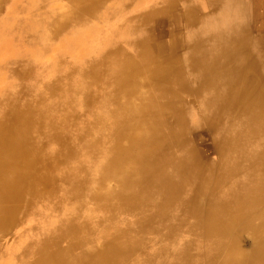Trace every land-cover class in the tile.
I'll return each mask as SVG.
<instances>
[{
	"label": "bare ground",
	"instance_id": "1",
	"mask_svg": "<svg viewBox=\"0 0 264 264\" xmlns=\"http://www.w3.org/2000/svg\"><path fill=\"white\" fill-rule=\"evenodd\" d=\"M58 1L61 4L48 11L45 20L50 24L52 34L65 28L73 31L81 22L89 21L77 32L64 33L56 43V46L75 49V54L77 51L79 58H85L90 65L78 66L75 70L77 76L72 80H76L75 103L59 93L61 90L57 91L60 80L55 78L50 79L51 83L46 84L44 91L51 94L54 103L43 105L38 96L32 104L17 105L19 90L14 86L29 85L33 68L42 69L51 64L59 69L68 67L69 62L57 64L44 54L42 48L37 49L17 38L14 30L21 26L30 29L36 22L28 18L30 10L17 5L9 8L11 1L0 22V243L6 239L9 230L23 224L26 217L40 216L48 208L59 212L58 217L53 218L56 230H47L35 243L33 259H26V248L21 254L16 252L19 243L13 240L5 248L0 247V264H8L7 260L14 258L18 259V264H72L66 248L90 244L93 238L88 221L80 219L82 208L93 205L114 212L162 192L163 179L172 171L156 158L147 159L143 152L133 149L136 143L144 142L142 134L136 132L146 131L148 126L152 127V135L159 147H178L181 164L176 171L194 179L192 185L199 182L206 185L210 202L206 214L197 216L198 223L193 228L199 238L210 243L218 238L226 240L223 254L219 253L226 260L224 264H264V0H159L158 5L143 9L129 19L122 32H136L127 37V41L139 49L145 48V44L156 49L165 47L161 38L166 33V21L172 20L179 11L183 12L184 28L192 36L188 65L195 76L190 81L181 78L174 86L175 90L165 93L168 98L164 104L157 106L150 99L140 97L145 92L143 89L150 82L154 85L155 81L167 77H181L180 69H175L176 57L166 51L159 53L153 63L156 65L148 69V74L139 70L141 62L138 61V65L129 61L136 69L126 73L121 62L112 64L114 55L119 52H111L108 40L102 36L108 32L106 19L123 7L125 0H54L56 4ZM37 24V29L41 30L48 25L42 20ZM142 30L151 33L152 37L147 38ZM113 41L111 48L117 50L120 41ZM101 48L103 55L106 54L98 58V62L100 66L106 63V66L98 86L94 81L81 80V74L91 71L92 61L96 58L93 55ZM129 63L125 64L128 69ZM114 72L118 74L112 76ZM111 76L116 83L109 85ZM138 78L144 85L135 90L131 83ZM65 81L70 83L71 80L66 77ZM182 91L198 99L197 103L185 101L188 109L198 106L202 116L204 130L194 139L176 127L168 133L162 128L155 129L147 115L150 110L163 118L174 113L179 116L180 104L176 105L171 96ZM121 95L126 96L124 106L117 107L116 101ZM4 100L10 105L1 107ZM139 114L140 118L132 120V128L138 126L134 132L125 121ZM197 143L204 144L203 156L194 153L188 160V145ZM134 179L137 182H133ZM167 182L168 179L166 188ZM189 185L188 182L184 184ZM218 198L237 199L218 203ZM164 204L168 202L164 201ZM64 206L70 209L65 216L60 211ZM168 209L174 211L172 207ZM144 226L149 229L153 222L148 220ZM81 228H86V232ZM244 235L252 238V246L248 249L241 244L240 238ZM127 237L131 239L124 236L119 240L116 237L101 240L99 248L89 249L88 245V250L76 251V260L82 264H115L116 261L111 262V259L127 254L121 243L123 238L126 242ZM62 240H67L66 246L60 243ZM191 243V240L184 243L183 254L191 253L193 259L197 254L190 250ZM157 249L162 256L169 251L166 246ZM146 255L140 264L148 262ZM166 263L167 260L161 259L156 264Z\"/></svg>",
	"mask_w": 264,
	"mask_h": 264
},
{
	"label": "rangeland",
	"instance_id": "2",
	"mask_svg": "<svg viewBox=\"0 0 264 264\" xmlns=\"http://www.w3.org/2000/svg\"><path fill=\"white\" fill-rule=\"evenodd\" d=\"M11 1H13L12 2L14 3L13 5L12 3L9 4ZM120 1L121 0H119V2ZM158 1L159 0H137V1L136 0H125L123 7L118 9L116 12L114 11L115 13L111 14L106 19L107 24H108L106 29H108V32L106 33V35L102 33L104 35L102 37L108 40L109 50H111V52H119L118 54L114 55L115 60L113 61L112 64H114L116 61L121 62L122 66L124 65V69H122L124 73L129 72L130 70L133 71L136 69L135 67H131L132 65L131 63H129V61L132 63L135 62L136 64L138 61V62H141L138 67L139 70L142 73L148 74L151 67L156 65V64L153 65V63H156L157 57L161 51H166L168 52L170 56L173 55L171 57H176L177 66L175 69H180L181 77L179 75L176 76L177 78H174L172 76L167 77L164 80L161 79V80L155 81L154 85L152 84L153 82H150L146 86V88L143 89L145 90V92L142 95H140V97L143 100L144 98H146V99H150L149 101L152 102V104L155 102L153 105H156V106L164 104V101H166V99L168 98V95H165V93L172 92L173 90H175V87L179 84V81L181 80V78L184 81H190L191 80L190 78H194L193 76H195L193 71L189 69L190 59L188 58V56L190 57L191 55L190 53L192 52L191 51L192 44H190L192 36L189 34V32L186 31V29L183 26L184 18H183L182 11H179L176 14V16L173 18L174 20L172 19L170 21H166L168 23V26H166V33L161 38V44H164L165 47L162 46L161 49L160 48L156 49L152 47L151 45L149 46L147 44H145V48L139 49L134 44L127 41V37H132L131 35L135 34L136 32H131L130 34L122 32V28L124 24L129 19H131L133 16L138 15L140 12L143 11V9L145 10L148 8H152V6L158 5L160 3ZM119 2L116 3L115 5L119 4ZM139 2H142V4ZM60 4L61 3L59 1H58V4H56L54 0H0V7H3V8H0V22L5 17L7 5L9 8L10 7L14 8L17 5L20 8L30 10L29 13L27 12L28 18L32 21H36L34 26L30 29L28 28L24 29V26H21L18 29L14 30V33L16 34L17 38L22 43L32 45V47H36L37 49L42 48L44 54L47 55L48 57H51V59L53 61H56L57 64L63 65L64 62H65L64 64H67L69 62V66H70V67L69 66L67 67V65H65V66L59 67V69H56V67H52L51 64H49V65H46V67L42 69L33 68L31 73L29 74V81H30L29 85L18 84L17 86H14V87H18V90H19L18 94L16 95L17 105L19 106H21L23 103L27 104V102L28 104L29 103L32 104L34 101H37L38 96L39 98L42 99L43 105L54 103L55 99L51 98L52 97L51 94L47 95L46 93H44V91H45L46 84L50 82L51 80H54L55 78L57 79L59 78L58 80H60V83H59L60 85H58L57 91L61 90L59 91V93L61 92V94L64 95V97H66L68 101L70 100L72 103H75L77 100L75 98V92H76L75 90L76 82L75 81L76 80L75 81H72V80H74V78L76 79V76H77L75 72L76 68H78V66H82V68H84L85 65L87 67L88 63L85 62V58H82V57L79 58L78 56L79 54H77V51L75 54V49L73 50L70 47L64 48L62 46H56V43L59 40H61L64 33H66V35H70L72 32H75V31L77 32V30L80 27L89 24V21L87 20L85 22H81L80 24L77 25V28L74 29L73 31H71V28H68V29L65 28L63 31L57 34H52L50 32V24H48L47 21L45 20L48 19L47 13L54 10L53 8H57V6H59ZM64 4H65V1L62 2V5ZM117 8H119V5L117 6ZM169 19L170 18H168V20ZM180 19H181V22H180ZM40 20H42L44 24H48L43 30H41L40 28L37 29L38 28L37 23L40 22ZM167 23H165V25ZM142 31H141L142 34L144 33V35L147 38L148 37L150 38L151 33L145 32V30H142ZM137 33H140V32H137ZM114 39H115V42L120 41V42H117L118 43L117 50H112L111 48L114 46V41H113ZM150 49L152 51H150ZM102 51L103 49L96 52V54L93 55V56H96V58H94L92 61L93 68L88 73L82 72L81 80L85 79L87 82L94 81L95 85H98V86L101 85L103 78H100V76L101 77L104 76L103 68H105L106 66V63L100 66V62H98L99 60L98 58H101L106 54L105 52L103 55ZM149 51L152 57L149 56ZM117 56H119L120 58H118ZM25 58L27 60V56H25ZM126 62L129 63V69L125 65ZM95 63L96 65H94ZM33 66L35 67L34 64ZM99 67L100 69L101 68L102 69L100 70ZM114 70H117V69H114ZM64 71L68 72L67 75L62 74L64 73ZM93 73L96 74L97 76L95 75L94 77ZM115 74H118V73L114 72L112 76H114ZM112 76L110 77L111 81L109 85L116 83L114 82L115 79ZM66 77H69V79L71 80L70 83H66L65 81ZM74 83H75V86H74ZM131 84L133 88L135 87L134 88L135 90L137 88H142V86L144 85V83L139 78L134 80ZM151 88L152 90H150ZM176 89H178V87ZM124 97L126 96H123V95H121V97L119 96L120 100L118 99L116 101L117 107H120V105L122 106V104L124 106V102H123L125 99ZM171 98L175 102L176 105L180 104L181 112L178 113L179 116H176V114L174 113L170 116L166 115L163 118V116H158L149 110L147 115L149 119L151 120L153 127L155 129L162 128V130L163 131L166 130L167 133L169 132V130L171 131L173 128L176 127L179 130L180 129L184 130L185 135L188 138L194 139L199 132L204 130V127L202 126V116H201L200 109L197 108L198 106L196 107L194 106L195 108L192 107L193 109H190V108L188 109L187 102L185 101L190 100L193 103H197L198 99L193 94L187 93L185 91H182V93L173 94ZM9 105H10L9 101L4 100L1 104V107L3 106L7 107ZM1 115L2 113L0 114V116ZM140 116L141 114L136 115L135 117L128 118L125 121V124L130 123L131 125L130 128L134 132L137 131L136 128H138V126H135V128H132V125H133L132 122L135 121V118L137 119L140 118ZM138 131L136 133L142 134L144 142L138 143V144L136 143L133 149L136 150V152L138 150L143 152L145 154V155L143 154V157L147 159L156 158V161L162 162L166 166L168 171H172L171 174L169 173L168 176L164 177L163 179L162 189L164 190L162 192L154 193L152 194V196H148L142 202L141 201L135 202L133 203V205L128 206L126 209H115L114 212L112 210H110L111 212L107 210L104 211L105 210L104 208L93 206V205L88 206V208L87 206L82 208L80 210L79 216H80V219H85L86 221H88L89 223L88 226L92 231L91 232V235H92L91 237H93L91 239L92 242L90 244H85V245L83 244V245L77 246L74 249L66 248L67 252L71 253V254L69 253L67 257L68 260L72 264H82L80 261L76 260V258H78L76 251L79 252L80 250L83 252L85 249L88 250V245H89V249L92 247L99 248L101 245L100 241L104 239L110 240V238L112 239L116 237L117 240H119L124 236H129L131 239L127 237V240H126L127 243L125 242L124 238H123V241L121 242V243H124L123 245L127 252L126 256L124 257L117 256L115 259H111L112 260L111 262L116 261L120 264H140L142 262V259H144V255L147 253L146 256H149V260L148 262L146 261V264H151V263L156 264L157 262L158 263L161 262V259L167 260L166 264H193V262H195L194 264H224L226 260H224L219 253L223 252L222 247L223 245L226 244V240L224 238H218L213 243H210L207 240H202L201 237L199 238V235L195 232V230H193L194 226L198 223L197 216L201 214L202 215L206 214L207 205L210 202V199L207 198L208 194L206 193V190H207L205 188L206 185L201 182H199L198 184L196 183L192 185V183L194 182V179L192 180V178L188 176H181L180 171H176L178 164H181L179 163L181 159L179 158L180 152H178V147H172L171 145L167 147L166 146L159 147V144L156 143L157 139L153 137L152 135L153 129L151 126L150 127L148 126V128L144 132L142 131L138 132ZM35 137L37 138V135H35ZM203 145L204 144L198 145V143L196 145L189 144L186 149L187 151L186 153L188 154L187 159L190 160L189 158L191 157V155L193 156L194 153L196 154L198 153L203 156L204 154V148L202 147ZM162 158H165V159H162ZM184 159H185V156H184ZM150 161H153V160H150ZM139 169L140 168H138V170ZM167 179H168V182H167V188H166ZM133 182H137V179H134ZM187 182L190 183V185L184 186V184ZM136 187L137 186H133L132 188H136ZM236 199L230 198V199L221 200V198H218L216 201L220 203L223 201H233ZM164 201L168 202V204L167 205L164 204ZM163 204L166 206V208L164 207ZM168 207H172V210L174 211L170 212L171 209H168ZM68 210L70 209L67 206L60 208L62 215L66 214ZM197 210H198V213H196ZM199 210H202V213L201 211L199 213ZM145 211H147V213ZM150 211L153 213L150 214ZM58 213L59 212H54L52 208L51 209L48 208L47 210H43L40 216L37 215V217H33V216L26 217V219H23V222H24L23 224L21 223L17 228L15 229L12 228L11 230H9V232L7 233L6 239L3 240L2 243H0V247L5 248L7 243H10V241H13V240L18 241L19 246L17 247L16 252L21 254L22 251L26 248L27 249L26 259L28 261L31 260V258L33 259L35 257L33 254L36 250L35 245L38 243L37 241H39L44 236V233L48 231L56 230L54 228L56 225H54L53 218H55L56 216L58 217ZM95 214H97V216ZM39 217H42L43 219L38 220ZM148 220L153 222V226H151V228L149 229L145 228L144 226V224L147 223ZM31 225L33 226L31 227ZM27 227H31V228H27ZM81 231L86 232V228H81ZM82 236L86 237L85 233ZM136 236L138 238H136ZM146 236L148 237V239L146 238ZM236 239H233V240H236ZM240 239H242L241 244L243 245L244 248L248 249L252 246V238L249 235H244ZM190 240L194 244L191 243V246L189 248L191 251L195 250L194 254H197L196 258L194 257L193 259H192L191 253L189 255L183 254L184 250H186L184 243ZM62 242L60 243L66 246L67 240H62ZM143 242L145 243V245ZM233 243L236 244L237 241ZM137 246L139 249L137 248ZM162 246L169 247V251H166L167 256L166 255L162 256L161 253L159 254V251L157 248H160ZM175 250L178 252L175 253ZM199 250L201 253L199 252ZM155 257L157 259H155ZM175 257L176 259H174ZM7 262L8 264H18V259L16 258L10 259V260H7Z\"/></svg>",
	"mask_w": 264,
	"mask_h": 264
}]
</instances>
